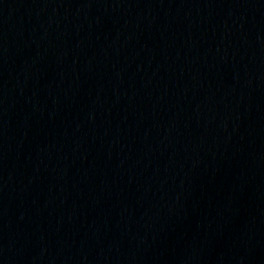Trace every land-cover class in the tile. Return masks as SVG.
Returning a JSON list of instances; mask_svg holds the SVG:
<instances>
[{
	"label": "water",
	"instance_id": "obj_1",
	"mask_svg": "<svg viewBox=\"0 0 264 264\" xmlns=\"http://www.w3.org/2000/svg\"><path fill=\"white\" fill-rule=\"evenodd\" d=\"M0 264H264V0H0Z\"/></svg>",
	"mask_w": 264,
	"mask_h": 264
}]
</instances>
